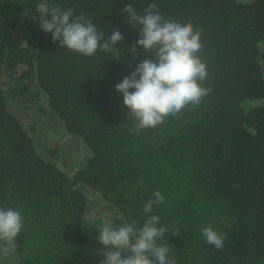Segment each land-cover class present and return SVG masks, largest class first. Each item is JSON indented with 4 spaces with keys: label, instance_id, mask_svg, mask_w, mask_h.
<instances>
[{
    "label": "trees",
    "instance_id": "obj_1",
    "mask_svg": "<svg viewBox=\"0 0 264 264\" xmlns=\"http://www.w3.org/2000/svg\"><path fill=\"white\" fill-rule=\"evenodd\" d=\"M39 2L0 0V208L24 217L18 264H100L90 190L125 223L158 215L169 233L157 243L175 264H264V0H54L91 18L106 38L120 30V51L93 57L52 42L38 23ZM128 3L140 14L156 3L166 20L202 32L205 86L213 89L199 107L139 133H130L116 85L154 55L130 54L140 26L127 23ZM5 72L19 93L35 84L66 133L83 142L87 155L74 174L42 157L8 106ZM157 190L164 203L145 214ZM208 226L226 234L223 249L201 235Z\"/></svg>",
    "mask_w": 264,
    "mask_h": 264
},
{
    "label": "clouds",
    "instance_id": "obj_2",
    "mask_svg": "<svg viewBox=\"0 0 264 264\" xmlns=\"http://www.w3.org/2000/svg\"><path fill=\"white\" fill-rule=\"evenodd\" d=\"M36 10L39 26L51 34L52 42L59 43L60 48L85 57L120 51L117 45L124 37L119 29H113L106 38L91 18L76 15L74 8H63L54 0H40ZM122 11L133 29L140 26L139 38L131 45L130 54L136 58L140 48L154 55V59H144L137 64L131 75L116 85L117 93L122 95L124 106L129 110L127 119L133 121L130 133H139L156 129L167 118L180 116L189 106L199 107L213 89L205 86L209 72L200 56L201 31L191 23L166 20L156 3H150L143 14L131 3L125 4ZM152 196L143 207L145 214L151 213L154 205L164 203L159 190ZM159 224L158 215L149 216L139 227L135 221L105 223L96 237L103 249L98 253L103 256L100 264H175L169 255V246L157 243L169 233ZM23 227L24 217L20 211L0 208V242L4 244L0 253L7 256L16 247L15 241ZM171 233L178 236L176 232ZM201 235L217 250L223 249L227 238L210 226L202 228Z\"/></svg>",
    "mask_w": 264,
    "mask_h": 264
},
{
    "label": "rangeland",
    "instance_id": "obj_3",
    "mask_svg": "<svg viewBox=\"0 0 264 264\" xmlns=\"http://www.w3.org/2000/svg\"><path fill=\"white\" fill-rule=\"evenodd\" d=\"M9 74L5 72L3 80L9 108L34 139L42 157L74 174L82 166L87 155L83 142L79 137L66 133L61 120L48 108L45 93L33 83L29 90L19 93L21 85L13 81L14 76ZM87 195L91 200L87 217L91 220L96 219L91 224L92 228L100 229L105 223H125V218L109 200L93 190ZM3 246V242H0V247ZM0 264H18L14 249L7 256L0 253Z\"/></svg>",
    "mask_w": 264,
    "mask_h": 264
}]
</instances>
